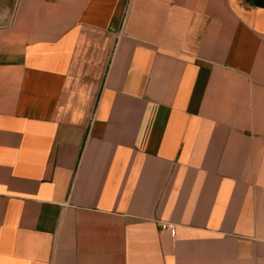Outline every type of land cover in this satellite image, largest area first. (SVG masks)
<instances>
[{
  "label": "crops",
  "instance_id": "crops-1",
  "mask_svg": "<svg viewBox=\"0 0 264 264\" xmlns=\"http://www.w3.org/2000/svg\"><path fill=\"white\" fill-rule=\"evenodd\" d=\"M0 264H264V0H0Z\"/></svg>",
  "mask_w": 264,
  "mask_h": 264
},
{
  "label": "built area",
  "instance_id": "built-area-1",
  "mask_svg": "<svg viewBox=\"0 0 264 264\" xmlns=\"http://www.w3.org/2000/svg\"><path fill=\"white\" fill-rule=\"evenodd\" d=\"M164 227V226H163Z\"/></svg>",
  "mask_w": 264,
  "mask_h": 264
}]
</instances>
